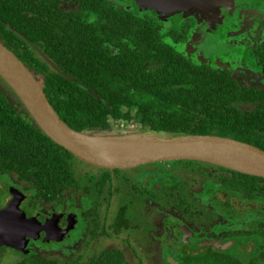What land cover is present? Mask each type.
Segmentation results:
<instances>
[{
	"label": "trees",
	"instance_id": "trees-1",
	"mask_svg": "<svg viewBox=\"0 0 264 264\" xmlns=\"http://www.w3.org/2000/svg\"><path fill=\"white\" fill-rule=\"evenodd\" d=\"M120 3L0 0V43L31 72L54 112L75 131L213 134L264 151V87L241 86L224 72L192 63L163 40L155 20L130 0ZM185 28L165 35L182 41ZM254 56L264 69V48H256ZM73 158L38 129L0 79V176L38 201L62 200L76 188ZM213 167L220 170L217 181L247 200L264 202V178ZM256 239L251 252L240 240L239 248L229 250L189 249L177 264H264V238ZM6 249L18 256L10 264H148L118 248L63 260L3 246L0 252Z\"/></svg>",
	"mask_w": 264,
	"mask_h": 264
},
{
	"label": "flooded vegetation",
	"instance_id": "flooded-vegetation-1",
	"mask_svg": "<svg viewBox=\"0 0 264 264\" xmlns=\"http://www.w3.org/2000/svg\"><path fill=\"white\" fill-rule=\"evenodd\" d=\"M110 1L120 5L122 0ZM230 1L218 5L216 15L193 8L163 16L184 17L163 34L159 25L160 35L192 63L224 72L238 85L262 88L264 69L254 50L264 48V0ZM138 11L151 19L159 15L148 9ZM181 26H186L182 41L173 42L165 35ZM246 33L251 34L248 43ZM90 166L75 168L76 188L53 202L29 197L27 189L10 178L0 182V206L9 200L12 187L24 196L19 209L39 224L37 238L27 240L28 251L39 247L53 252L51 246L75 240L81 241V253L76 254L80 257L91 255L93 248H118L129 256L150 257L155 264H164L169 257L177 264L189 249L196 252L211 246L195 249L200 242L228 241L224 250H229L245 240L242 249L251 252L256 245L248 243L249 237L264 238L259 198L247 200L240 191L217 181L214 174L220 170L212 164L174 160L126 169Z\"/></svg>",
	"mask_w": 264,
	"mask_h": 264
},
{
	"label": "water",
	"instance_id": "water-1",
	"mask_svg": "<svg viewBox=\"0 0 264 264\" xmlns=\"http://www.w3.org/2000/svg\"><path fill=\"white\" fill-rule=\"evenodd\" d=\"M132 1L138 10L148 9L162 16L193 8L211 11L216 15L218 5L231 4L230 0ZM0 79L14 93L27 115L46 137L89 165L105 169H126L150 162L195 160L264 178V151L230 137L164 132L156 134L147 131L103 136L86 135L71 129L54 112L31 72L1 43ZM99 137L145 145L137 149L115 151L96 145L93 140ZM8 194L9 200L4 206H0V246L26 253L27 240L29 237L37 238L39 224L33 217H26L19 209V202L24 197L22 193L10 187ZM229 243L207 240L194 248L211 245L224 250ZM167 261L170 264L176 263L171 258H167Z\"/></svg>",
	"mask_w": 264,
	"mask_h": 264
},
{
	"label": "rangeland",
	"instance_id": "rangeland-1",
	"mask_svg": "<svg viewBox=\"0 0 264 264\" xmlns=\"http://www.w3.org/2000/svg\"><path fill=\"white\" fill-rule=\"evenodd\" d=\"M128 7V6H126ZM129 8V7H128ZM153 19L160 25V31H161V34H163V32L166 30V27H171V28H175L178 26L180 20L184 17L183 15H179V16H176V17H171L170 19L169 18H164L163 16L161 15H152ZM166 22V24H165ZM245 35H247L248 37V34L246 33ZM241 36V35H239ZM250 38H251V34H249V37L245 39V42L248 43L250 41ZM258 74V72L256 73ZM129 125V124H128ZM118 127H120V122L118 123ZM130 127V126H129ZM114 133H119V135H125L127 134L126 132V129H123L122 130H118V129H114L113 130ZM138 140V139H136ZM71 164L73 165L74 168H86V167H90V165H87L86 163H82L80 162L79 160L73 158L71 159ZM165 165V164H164ZM2 180H5V177H2L0 176V182ZM10 180H12L10 178ZM0 192H1V189H0ZM263 200L259 199V204H260V208L262 209V212H261V217L264 218V202H262ZM248 214L246 213V216ZM257 237H249V242L251 246H255L256 245V239ZM93 245V244H92ZM81 246V241H69V242H61L57 245H54V246H51L52 249H55V251H51L49 249L47 250H40L39 247L36 249H31L33 250L32 252H36L37 254L39 255H43V256H46V257H57V258H60V260H63V258H75L76 254L78 252L81 253V250L82 248L80 247ZM44 248V247H41V249ZM89 250V249H87ZM91 251H96L95 248L91 249ZM90 252V251H88ZM18 256L16 253H14L13 251L9 250V249H6L2 252H0V264H10L13 260L17 259ZM82 258H86V255L83 256ZM173 260L172 257H169ZM144 260H146V262L148 264H152V258L148 257V258H144ZM167 260V259H165Z\"/></svg>",
	"mask_w": 264,
	"mask_h": 264
},
{
	"label": "bare ground",
	"instance_id": "bare-ground-1",
	"mask_svg": "<svg viewBox=\"0 0 264 264\" xmlns=\"http://www.w3.org/2000/svg\"><path fill=\"white\" fill-rule=\"evenodd\" d=\"M93 141L96 143V145L100 147L115 151L137 149L145 145L143 143H138V142L115 141L113 139L104 138V137L96 138Z\"/></svg>",
	"mask_w": 264,
	"mask_h": 264
}]
</instances>
